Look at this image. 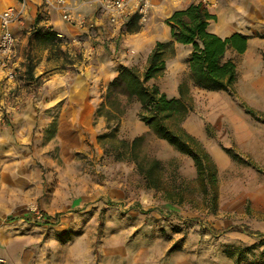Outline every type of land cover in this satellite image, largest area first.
<instances>
[{
  "label": "rangeland",
  "instance_id": "rangeland-1",
  "mask_svg": "<svg viewBox=\"0 0 264 264\" xmlns=\"http://www.w3.org/2000/svg\"><path fill=\"white\" fill-rule=\"evenodd\" d=\"M179 6L158 0L137 33L119 28L118 37L113 32V38L95 40L79 29L64 31L59 51L28 39L36 19L45 27L50 17L43 8L13 31L11 58L0 66V262L100 264L103 243L131 241L128 232L142 223L129 212L150 208L164 217L159 226L169 223L166 230L190 237L185 250L199 264H234L225 249L264 240V88L242 85L214 94L193 87L186 50L179 45L175 51L172 44L164 50V71L148 83L170 98L178 97L179 83L186 82L192 110L181 127L214 164L216 149L228 157L225 166L215 164V213L203 202L192 160L139 121L140 107L122 87L109 89L120 66L142 72L155 43H167L165 20ZM6 68L13 70L12 79ZM100 106L112 113L108 124L97 115ZM107 126L116 127L117 140L141 138L140 156L161 163L162 182L172 199L145 189L130 160L113 159L111 148L104 153L97 137ZM41 211L48 222L40 218ZM164 229L158 230L163 236ZM176 242L179 247L181 241ZM253 253L264 258V245Z\"/></svg>",
  "mask_w": 264,
  "mask_h": 264
},
{
  "label": "trees",
  "instance_id": "trees-1",
  "mask_svg": "<svg viewBox=\"0 0 264 264\" xmlns=\"http://www.w3.org/2000/svg\"><path fill=\"white\" fill-rule=\"evenodd\" d=\"M213 20H215V16L202 4L191 3L185 9L173 11L165 20V24L169 29L171 41L191 47L186 62L192 86L208 92H231L236 78V69L231 60H224V54L229 48L242 53L246 48L247 37L235 33L222 38L210 33L207 27ZM39 22L38 17L36 24L38 25ZM37 25L29 34V41L34 40L35 43L50 50L59 51L62 42L59 33L52 27ZM121 30L127 33H137L139 31L137 19L133 17L127 20ZM170 44L172 43L156 42L148 55L146 67L142 72L132 67L120 66L116 76L109 84V89L122 87L127 94V99L135 101L139 105V121L158 139L192 160L196 174L195 182L203 202L210 213H215L217 207L216 166L203 145L181 127V122L192 110V98L189 94L188 84L180 82L177 87L178 97L170 98L156 85L148 84L164 71V50ZM31 70L32 64L29 58L25 73L30 74ZM97 115L104 116L108 124L112 113L109 110L103 111V107L100 106L97 109ZM106 129L107 132L97 137L104 153L108 154V148H111L114 150L113 159L130 160L137 174L143 179L145 189L165 192L166 198L172 199L173 195L162 182L161 163L157 159L140 156L138 147L141 138L135 137L131 141L117 140L115 139L116 127L107 126ZM226 153L230 155L227 151ZM238 160L241 161V159ZM40 218L45 223L50 219L43 211L40 212ZM27 220L33 224L38 223L31 218H27ZM6 222H12V220L8 218ZM261 245H264V240L250 246L229 247L224 250V254L234 264H240L243 261L248 264H264V258L261 256L253 257V250ZM252 257L253 259H251Z\"/></svg>",
  "mask_w": 264,
  "mask_h": 264
},
{
  "label": "crops",
  "instance_id": "crops-1",
  "mask_svg": "<svg viewBox=\"0 0 264 264\" xmlns=\"http://www.w3.org/2000/svg\"><path fill=\"white\" fill-rule=\"evenodd\" d=\"M70 1L75 2L77 0ZM162 1L169 2L168 0ZM157 2L158 0L154 2L150 16ZM178 3H180L179 8L174 10L185 9L194 1L181 0ZM17 4V0H0V13L8 6H16ZM41 8H43V0H26V15L24 16L23 24L27 20L28 22L32 20L33 15ZM82 11L84 14L93 16L91 10L84 9ZM209 12L215 16V20L210 21L207 27L210 33L222 38L229 37L235 33L247 37L246 48L242 53L229 48L224 54V60H231L235 64L236 78L232 87L237 90L245 86L248 89H255L258 86L264 88V0H221L219 6L216 9L209 10ZM167 16L169 17L170 14ZM49 20L53 29L61 36H65L64 31L75 30L74 27L64 23L61 17L54 12L50 13ZM103 25L105 29L102 31L98 28L88 33L82 32L88 38L92 37L95 40H101L107 35L113 38L115 34L113 32H117L116 37L119 36L118 29L107 27L105 23ZM13 26L12 32L18 28V25ZM165 35L166 37L168 36L165 41L171 42L173 49L178 51L181 44L171 41L167 26ZM154 36L153 30H150L149 39L152 40ZM181 46L186 50L183 57L187 61L191 47L188 45ZM219 92L221 91L211 93L217 94ZM213 153L216 155L214 160L217 167H223L227 164L228 157L224 153L217 149ZM129 214L135 219L142 218V223L133 225V230L128 232L129 235H133V241L127 242L123 237L121 240L110 244L103 243L100 248V264H199L192 258L190 251L187 252L186 250L188 249L185 250L186 243L190 237L187 236L183 239L181 231L174 230L172 232L166 230L169 223L164 222L162 226H159L163 220L159 221L158 219L164 217L161 216L162 214L158 210L150 208L142 213L132 210ZM173 215L176 216L177 212L173 211ZM160 228H165V236L158 232ZM177 240L181 241L179 247Z\"/></svg>",
  "mask_w": 264,
  "mask_h": 264
},
{
  "label": "built area",
  "instance_id": "built-area-1",
  "mask_svg": "<svg viewBox=\"0 0 264 264\" xmlns=\"http://www.w3.org/2000/svg\"><path fill=\"white\" fill-rule=\"evenodd\" d=\"M156 0H43V10L46 14L56 13L62 21L75 29L86 33L107 27L121 28L131 18H136L139 25L148 22L151 9ZM177 3L181 0H168ZM206 9H216L221 0H193ZM88 9L93 16L84 14ZM26 10V0L18 1L16 6H8L0 13V66H5L11 58L15 37L11 30L13 25H22ZM97 14V15H96ZM104 17V20H103ZM45 27H51L49 19L43 21ZM61 36V35H59ZM6 67V66H5ZM9 79L14 76L13 70L6 68ZM0 264H3L0 262Z\"/></svg>",
  "mask_w": 264,
  "mask_h": 264
}]
</instances>
